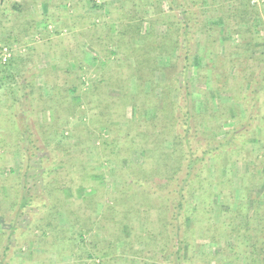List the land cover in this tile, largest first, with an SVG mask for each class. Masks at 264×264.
<instances>
[{
  "label": "trees",
  "instance_id": "obj_1",
  "mask_svg": "<svg viewBox=\"0 0 264 264\" xmlns=\"http://www.w3.org/2000/svg\"><path fill=\"white\" fill-rule=\"evenodd\" d=\"M38 1L0 2V28L15 31L1 43L20 38V30L32 33L37 25L46 27L50 19L61 18L57 13L62 0ZM90 2L92 8L97 7L95 1ZM43 3L46 8L38 10ZM120 4L121 8H113V12L118 9L117 16L110 17L111 10L105 11L98 25L90 26L89 19L86 27L69 26L66 36H60L66 20L56 24V38L44 46L53 61L39 69L50 88L49 95L27 77L12 93L6 133L14 145L22 138L26 141L23 150L12 144L22 160L21 187L12 169L6 176L0 175V216L8 224L7 229H0V264H12L17 241L26 237H31L40 251L30 255L33 262L38 259L36 264H222L224 261L209 253H197L192 245L194 231L198 238L224 243L221 248L239 253L242 258L231 260L232 264H264V217L259 215L261 207L255 200L249 215L250 197L245 194L251 188L249 178L241 179L243 191L237 200L230 203L231 197L222 195L229 208L218 222L210 217V194L205 189L194 203L193 186L195 178L201 176L210 181V174L215 183L232 188L234 182L227 176L229 158L237 155L246 159L247 151L240 148L237 139L240 141L241 132L250 130L252 119L245 124L238 121L227 136L223 126L231 106L225 103L215 108L210 94L213 90L227 91L234 95L233 103L238 102L241 85L227 70L232 64L252 59L248 65L253 67L249 72H254L255 81L244 114L253 118V101L262 86L258 84L264 83V59L239 53L237 59H231L226 53L223 64L216 59L201 69L194 65L192 55L203 41L209 42L204 48L212 53L210 44L222 42L228 31L256 41L258 30L245 27L252 21L249 0H123ZM216 18L222 28L209 22ZM66 41L69 43L64 46ZM247 48L242 45L243 50ZM86 52H94L102 61L97 59L96 67L84 78L87 73H83L82 56ZM70 62L75 64L73 70L68 68ZM74 95L81 97L80 104H72ZM127 105L140 113L146 111V116L138 115L135 122L127 120ZM73 119L81 125L75 121L69 130ZM115 121L132 126L114 127L111 123ZM32 127L40 129L41 142L48 145L54 134L74 140L69 143L74 148L70 153L55 147L48 157H39L43 193H32L27 185L31 160L43 153L31 135ZM101 128L107 130L102 131L106 135ZM254 138L263 142L262 129ZM94 140L96 163L118 167L120 184L108 198L98 191L85 198L73 194L75 168H92L86 148ZM4 144H0V165L8 154L9 145L3 148ZM135 153L141 154L139 162ZM83 177L90 179L86 171ZM67 189L72 194H67ZM62 212L67 214L68 228L60 226ZM23 216L30 217L25 227L20 223Z\"/></svg>",
  "mask_w": 264,
  "mask_h": 264
},
{
  "label": "rangeland",
  "instance_id": "obj_2",
  "mask_svg": "<svg viewBox=\"0 0 264 264\" xmlns=\"http://www.w3.org/2000/svg\"><path fill=\"white\" fill-rule=\"evenodd\" d=\"M3 1L0 0L1 3L5 4L8 0H3ZM49 1L50 0H47V2ZM93 1H95L97 5L96 8H92V4L90 0H62V4L58 6L59 13L57 14L61 15V18L59 20L50 19V21L47 22L46 27L43 24H39L37 25L38 26L37 30L32 33H25L20 30L21 32L20 38H17L15 40L13 39L14 41L9 42V44H3L0 42V50L6 47L9 49L11 55L10 58H8L5 62L1 61L0 58V66H3L1 68V73H0V144H3L5 142L4 144L5 147L3 148H6L7 145H9V147L7 148L8 154L3 153L4 156L6 157L4 160H2V163L0 165V175L6 176L9 169L13 170L12 174L16 179L20 178L22 174L21 166H20L22 165L21 163L22 160L20 158V153L16 152L15 148L12 147V144L14 145V142L9 139L10 135L6 133L8 132L7 130L9 129L5 125L7 122V120L5 119L13 109L8 107L9 104L11 105L10 102H12L14 99V95H12V93L16 91L18 85H22V83L25 82V79L27 80L28 78L29 83L41 85L43 87L45 96L49 95L50 88L48 85H46L45 78L43 77V75L39 73V69L49 67L51 65L50 62L53 61V59L50 58L48 51L44 50V46H46V43L48 44V40L50 38L53 37L56 38L54 36L55 35L54 31H56L55 28L56 24L62 25L63 21L66 20L65 22L68 23L67 26L64 24L65 27L63 26V28L60 30L62 31V34L60 36H66V34L69 33V31H67L68 29H70L68 28L69 26H73L77 24L80 25L81 27L82 26L86 27L88 25V23L86 22L89 21V19L91 21L90 26L98 25L101 19H103L102 15L105 11L111 10L112 14L110 17H112L113 15L117 16L119 7L120 8L122 7L120 6L121 5L120 1L123 2V0H93ZM249 3H250V9L253 10L252 21H250L249 24L245 27H248L250 25L251 30H258L259 37L258 38L256 37L257 40L252 42L251 40L249 41L248 38H241V36H239L238 34H233V33L230 34V32L228 31L229 33L228 32L224 33L226 40L224 39L222 40V42L218 40L219 42L216 44L215 41H213L212 46L210 44V47L213 49L212 53L210 50H206L204 48L205 45H208L209 42L205 44V42L203 41L198 46H196V48L193 51L194 54L192 56H193V63L195 66L198 65L199 67H201V69H203V67H205L206 65H210L211 62H215L216 59H220L218 60V62L223 64L222 61L226 59L225 57L226 53H227V57H230L231 59H237L239 54L248 57L253 56L256 59L258 58H262L261 60L264 59V3L256 4L253 2V0H249ZM117 6L118 9L116 10V12H113V8ZM42 8H46L44 3L42 4V6L41 4L38 5V10L42 11ZM210 15H214V13H211ZM209 22L211 24H215L218 27L222 28V25L219 24L220 22L219 18L211 19ZM4 26L7 27L8 24H5ZM241 27L243 26L241 25ZM14 32H15L14 30L9 31V29L3 30V28H0V41L4 37H13ZM74 32L77 33V30H75ZM68 43L69 42L66 41L64 46H66ZM242 45L248 47L247 50L246 49L243 50ZM215 46L217 47V51H216L217 53H214ZM228 50L229 52H227ZM82 57H83V65H84L83 69L85 70L83 73H87L84 74L85 75L84 78H86L88 73L92 72L93 69L96 67L97 59L99 61H102V59L94 52H86L83 54ZM252 62L253 60L251 59L248 61L247 60L243 61L239 65L232 64L229 70H227L228 76L230 77L234 76L236 81L239 82V84L241 85V89L238 92L239 93L238 95L240 96L238 102H235L234 104L233 103V101L235 100L234 95L227 91L218 92L213 90L211 91L210 94V97L214 100L213 106L215 108L220 107L225 103H227L228 106L229 105L231 106L229 107L230 114L227 118L225 117L224 126H223L224 127L223 130L224 132L227 133V136H229L230 133L234 132L235 129L234 127H236L235 125L238 121L241 122L243 121L245 124L247 120L252 119V123H253L249 131L240 133V141H238L237 139V144L238 143L241 144L240 148H245V150L247 151L246 159L245 158L242 159L237 155L235 156L233 155L232 157L229 158V163H228L229 171L227 176L230 179H232L234 182L232 188H228V187L224 188L220 186L219 184L215 183V179H213L210 176V174H208V178L210 179V181L208 182H205L202 176L195 178V181L198 182V183L194 182L193 185L194 188H196L194 192L196 199H194L192 194H190L189 192L190 195L188 196V198L190 199V202L193 203V199H194V203H196L199 201V199H197V196L202 195L206 189V192L210 194L211 197L210 217L214 222H218L222 214L226 210L228 211L229 205H226L224 203L223 196L224 195L230 196L231 197L229 198L230 203L237 200V198L240 197V195L242 194L241 192L243 191L241 190L242 187L241 179L245 177L249 178L250 181L249 185L251 187L245 193L248 195V197H250V200L247 201L248 204L250 205L249 215L253 210L252 207L254 204L252 202L255 200V202H257L258 205L262 208V209L260 208L259 210V215H262V217H264V138H263V142H258V140L254 138L256 134L259 133V129H262V134L264 136V83L258 84V87H260V85L262 86L260 87L258 95H255L256 102L253 101V110H252L253 118L251 117L249 118L247 117V114L246 115L244 114L245 108L247 107L246 105L250 100L248 97L249 91L251 90L250 87L254 85V81H255L253 75L254 72H252L251 74L249 72V71H253V67L248 65L251 64ZM74 65H75L74 63L70 62L68 68L73 70ZM61 68L63 69L65 68V66ZM220 68L225 69V67H220ZM30 69L32 70V72L28 75ZM254 71L259 72V69L258 70L256 69ZM4 76L5 79L4 78L1 79ZM160 79L161 78H157V81H160ZM198 86L204 88L203 84H199ZM157 92L158 90H156L155 93ZM112 94L118 96V92L116 91H112ZM216 96H218V98L220 99L219 102L217 101L218 98H216ZM26 99H22V101L27 102ZM71 100L73 105L80 104L82 102L81 97L76 95L72 96ZM210 103H212V101ZM233 104L235 105L234 107L232 106ZM197 106H200V104L197 103ZM5 110H7V113L5 112ZM124 112L126 119L130 120L131 122H135L138 115H140L141 118L143 116L144 117L146 116V111L140 113L136 107H132L131 105H127L124 109ZM147 113H149L148 115H150V112ZM3 116H5L4 120H2ZM72 121H73L72 124L70 123L68 124L69 130L72 129L73 123L78 120L73 119ZM115 122L116 123L114 122L111 123L114 124V127H116L117 125L122 126L125 124H126L125 126L127 125L129 127L132 126L128 122L127 123L126 122L122 123L121 121H115ZM76 125L79 126L81 124L78 121ZM31 129H32L31 135L34 137V139H36L38 145L37 147L41 148L43 150V153L40 152L38 154V157L31 160L30 168L27 171V183H28L27 185L30 189V192L43 193V186H42L43 169L40 166L39 157L41 158L43 154L48 157L49 153L52 152V150H54L55 147H58L60 151L64 149V153H70L71 151H74L73 150L74 148H72L73 146H70L69 143L74 142V140L73 141L72 140L69 141V139L64 140L62 137L60 138V136H55L54 134L51 135L53 137L52 143L48 145L46 142H41L42 139H41L40 129H36L34 127H32ZM92 129H94L93 126H91V130ZM69 130L68 129L65 130L67 131V133L64 134L65 137H67ZM100 130L101 132L107 131L104 128H101ZM4 131L5 133H3ZM207 131L210 132V130ZM102 134L106 135V132L105 133L102 132ZM25 141L26 139L24 138L20 139V142H17V144H15L14 147H16L19 144L17 147L20 148V150H23ZM248 141L250 142L248 143ZM96 146H97V141L94 140L91 146L89 147L87 146L86 148L87 158L89 162L92 164V168H89V170L84 168L83 169L75 168V172H76L75 175L77 176V180H75L74 186L76 185L75 186L76 188L74 189L73 194L75 193V195H78V197L80 198H85L86 196L90 195L92 191H94V193L95 191L96 193L98 191V193L102 195H106L105 197L108 198L111 195V193H113L120 184V179L116 177V172H118V170L116 169L118 168L117 166H113V165L101 166L98 163H96V156L94 150V147ZM235 148H238L237 145L235 146ZM1 151L2 150H0V152ZM134 157L135 160L139 162L141 159V154L135 153ZM211 165L212 162H210V166ZM212 168L213 167H211V169ZM113 170L115 172H112ZM84 171H86V173L89 174L90 179H84L83 177ZM22 179L23 178L16 180V182L18 183V185H20V187L22 185L21 184V182L23 181ZM6 181L7 180H5L4 182L8 184V182ZM5 183H3V185L7 187ZM84 184L86 186L82 188ZM70 192L71 191L70 190L68 191L67 189V194L70 195ZM9 196L11 195H8V197ZM101 207L102 205L100 204L98 206V211L101 210ZM29 220H30L29 216H23L20 219V223L23 227H25L28 225ZM60 223H61L60 226L64 228L69 227V220L67 214L64 212L60 213ZM187 225L189 226L190 222H188ZM7 228H8V224L3 223L2 218L0 216V229L5 230ZM194 234L195 237L192 240V245L196 247L197 249L196 251L199 255H201L204 252L209 253L210 255L215 256L217 260L224 261L222 262V264H232L233 261L240 260V258H242L241 255H239V253L233 254L231 251L224 250V248H221L222 245H224V243L223 244L213 243L208 241V239L198 238V236L196 235V231H194ZM30 239L29 237H26L24 239L17 241L18 244L16 245V252L13 255L12 264L38 263V259L36 262H33L32 261L33 255L30 256L31 253L35 251L36 252L39 251L38 248H35L36 246L34 245V242ZM15 243L16 241L12 243L13 244L12 247L15 246ZM135 246L138 249L141 248L140 244H136ZM51 259H54V257L52 256Z\"/></svg>",
  "mask_w": 264,
  "mask_h": 264
},
{
  "label": "built area",
  "instance_id": "obj_3",
  "mask_svg": "<svg viewBox=\"0 0 264 264\" xmlns=\"http://www.w3.org/2000/svg\"><path fill=\"white\" fill-rule=\"evenodd\" d=\"M254 3L256 4H260V3H264V0H253ZM10 51L8 48L4 47L0 50V58L1 61L5 62L8 58H10Z\"/></svg>",
  "mask_w": 264,
  "mask_h": 264
}]
</instances>
